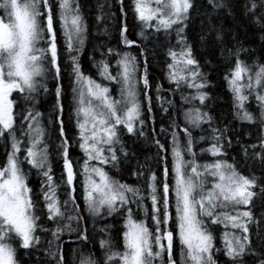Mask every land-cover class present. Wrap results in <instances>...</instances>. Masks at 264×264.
Instances as JSON below:
<instances>
[{
  "label": "snow or ice",
  "instance_id": "1",
  "mask_svg": "<svg viewBox=\"0 0 264 264\" xmlns=\"http://www.w3.org/2000/svg\"><path fill=\"white\" fill-rule=\"evenodd\" d=\"M207 2L233 20L239 13L260 32L264 51V0ZM116 3L119 38L100 33L88 55L93 73L82 60L90 29L80 0H0V264H24L20 257L39 255L45 242V264H69L64 248L72 245L76 264H220L221 256L223 264H264V237L257 248L250 228L264 176L241 171L248 161L264 167V55L229 40L231 31L211 17L202 25L200 43L220 54L233 115L258 128L244 160L229 159L228 126L207 110L212 59L202 63L187 36L195 0ZM165 39L167 89L149 75L151 46ZM53 89L45 121L41 97ZM153 89L169 121L159 133ZM165 92L179 93V107ZM66 99L74 130L65 124ZM148 140L155 158L141 161ZM93 233L102 234L98 251Z\"/></svg>",
  "mask_w": 264,
  "mask_h": 264
},
{
  "label": "trees",
  "instance_id": "2",
  "mask_svg": "<svg viewBox=\"0 0 264 264\" xmlns=\"http://www.w3.org/2000/svg\"><path fill=\"white\" fill-rule=\"evenodd\" d=\"M232 2V0H229ZM80 3L83 8V15L85 17L86 22L89 25L90 35L86 42V54L82 55V60L84 61V66L87 69H90L93 73L95 69H91V63L88 61V55L92 53L93 48L96 44L104 39L103 36L100 35L107 28L111 34V36H115L118 40L119 34L116 31L120 21H122V17H119V4L116 3V0H80ZM130 3V0H125V5L127 6ZM196 8L192 13V19L188 22L187 28V36L191 43L196 46V51L198 53V58L202 57L203 61L208 59H212V64L205 65V71L208 74L209 79V88L207 91L211 99L208 101L209 108L207 109L210 114L213 116L214 121H219L220 126L223 127L225 124L228 126L229 135L232 138L233 147L229 149V159L234 156H238L242 161L244 160L243 150L244 147H247L249 144L258 143V128L253 124H249L247 122L241 121L233 115L232 110V102L230 95L227 93L226 88L224 86L223 81V66L220 63V54L217 52L215 56H213L210 48L206 49L200 43V33L202 25H206L209 17H211L218 25H222L225 31H231V35L229 36V40L235 37V43L243 44L244 47L249 48L250 50H255L257 58L261 55H264V51H261V35L258 30L248 25V23L240 17L239 13L236 15V19L233 20L231 16H228L221 12L217 14L216 12L211 10L210 5H208L207 0H195ZM102 5H107V9H101ZM114 5V7H113ZM111 14V19L106 24H101L97 22V15H104L106 19L108 15ZM119 18V19H118ZM128 26L130 32L135 34L138 31L136 27V22L132 18L131 13H129L128 18ZM99 29V32H98ZM111 37H109L110 39ZM172 42H175V34L172 36ZM115 43V41H113ZM168 40L165 39L162 44H154L151 47L155 48L154 53L150 55V71L149 75L151 76L153 83H163V87L167 89L169 87L166 80H164L163 72H164V62L166 59V45ZM97 58L98 54H97ZM64 71V87L67 89L69 84V74L70 69H63ZM51 83H55L54 81H49ZM187 91V90H185ZM168 99H174L177 107H179L180 95L176 94L175 97L170 96L167 92L164 93ZM42 101H47L43 104V110L45 113L44 119L47 121L48 112L51 111L52 105L55 103V93L54 89L51 97L42 96ZM153 101L154 107L157 109V115L155 117L156 124L155 130L159 133L160 127L167 125L169 121L165 115L159 114V105L155 102V89H153ZM253 111L258 116V110L255 109V105H253ZM65 124L68 125V100H65ZM71 130L72 126L68 125ZM207 125H205V128ZM153 129V125L149 123L146 132L150 135ZM71 130L69 132V136L71 138ZM160 139H165L164 136H160ZM243 145V147H242ZM4 148L3 141L0 140V158H2ZM140 152L139 159L141 161L145 160L147 157H152L153 160L155 158V150L152 148L151 140L141 143L140 148L138 149ZM249 153H251L252 149L248 148ZM76 157L74 156L73 159ZM241 171L245 175L254 174L257 179H260L261 176H264V167H261L259 161H248L247 166L241 164ZM59 176V171L57 172V177ZM125 179L130 180L131 177L126 175ZM33 180H35V176H33ZM37 191H39L38 184L36 185ZM257 195L254 198V205L251 206V211L254 215V220L250 225L252 231V239L257 248L260 247L261 239L260 237H264V197H262L259 193V189L256 190ZM89 229H92V225H88ZM99 227V225L97 226ZM42 237V241L44 240L45 234L38 233ZM96 236L97 242V251L99 250L98 242L100 236L102 234L93 233ZM65 241L69 240V235L65 233L64 235ZM71 239H75V237H71ZM217 243H219V233H217ZM47 247L46 242L43 243V247L39 255H32L30 258L25 255L20 257L21 260L24 261V264H45V261L49 259L44 255V250ZM91 246H89L90 248ZM65 255L68 259L69 264H76V255L79 252V248L75 245L64 248ZM177 259H179V252L177 251ZM224 257H220V264H223Z\"/></svg>",
  "mask_w": 264,
  "mask_h": 264
},
{
  "label": "rangeland",
  "instance_id": "3",
  "mask_svg": "<svg viewBox=\"0 0 264 264\" xmlns=\"http://www.w3.org/2000/svg\"><path fill=\"white\" fill-rule=\"evenodd\" d=\"M74 161H75V159H74ZM256 198V197H255Z\"/></svg>",
  "mask_w": 264,
  "mask_h": 264
}]
</instances>
